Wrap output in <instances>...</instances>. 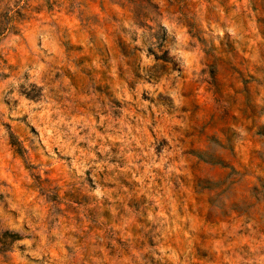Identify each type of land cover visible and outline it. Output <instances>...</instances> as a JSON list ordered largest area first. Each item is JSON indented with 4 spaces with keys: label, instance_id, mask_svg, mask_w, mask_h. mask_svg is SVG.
I'll return each mask as SVG.
<instances>
[{
    "label": "rangeland",
    "instance_id": "1",
    "mask_svg": "<svg viewBox=\"0 0 264 264\" xmlns=\"http://www.w3.org/2000/svg\"><path fill=\"white\" fill-rule=\"evenodd\" d=\"M0 264H264V0H0Z\"/></svg>",
    "mask_w": 264,
    "mask_h": 264
}]
</instances>
